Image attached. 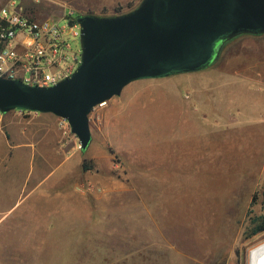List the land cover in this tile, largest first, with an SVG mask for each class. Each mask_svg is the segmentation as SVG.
<instances>
[{"label":"rangeland","instance_id":"374dc122","mask_svg":"<svg viewBox=\"0 0 264 264\" xmlns=\"http://www.w3.org/2000/svg\"><path fill=\"white\" fill-rule=\"evenodd\" d=\"M17 1L35 18L72 7L77 19L127 14L143 0ZM242 35L201 71L129 84L91 113L85 152L71 128L47 116L37 171L46 189L62 199L92 191L89 204L110 208L109 226L81 245L77 264L106 251L118 256L103 264H249L250 250L264 241V233L250 237L252 220L264 215V99L252 96L262 86L251 83L264 82V45L247 46Z\"/></svg>","mask_w":264,"mask_h":264},{"label":"water","instance_id":"95a60500","mask_svg":"<svg viewBox=\"0 0 264 264\" xmlns=\"http://www.w3.org/2000/svg\"><path fill=\"white\" fill-rule=\"evenodd\" d=\"M83 60L50 88L0 78V113L52 114L68 121L85 152L90 115L129 84L194 73L212 65L226 41L264 34V0H143L112 18L80 15Z\"/></svg>","mask_w":264,"mask_h":264},{"label":"crops","instance_id":"0c3cea01","mask_svg":"<svg viewBox=\"0 0 264 264\" xmlns=\"http://www.w3.org/2000/svg\"><path fill=\"white\" fill-rule=\"evenodd\" d=\"M238 40L251 47L264 45V34H246ZM251 83L262 86L252 96L264 99V82L251 79ZM14 113H0V264H77L83 259L81 245L92 241L95 229L109 226L103 214L110 209L108 203L89 204V197L98 195L92 191H75L62 199L60 193L47 190L44 176L37 171L44 164L42 136L45 123L51 120L49 114L15 122L19 112ZM27 132L34 135L33 140L27 138ZM55 133L57 140L59 134ZM114 253H92L87 264L117 259Z\"/></svg>","mask_w":264,"mask_h":264},{"label":"built area","instance_id":"2783aa9c","mask_svg":"<svg viewBox=\"0 0 264 264\" xmlns=\"http://www.w3.org/2000/svg\"><path fill=\"white\" fill-rule=\"evenodd\" d=\"M77 11L63 7L58 17L35 18L28 15L22 2L9 0L0 8V78L18 80L29 86L50 88L71 78L83 60L81 26ZM98 105L93 111L104 107ZM21 114L33 112L17 111ZM62 129L68 121L60 118Z\"/></svg>","mask_w":264,"mask_h":264},{"label":"bare ground","instance_id":"6f19581e","mask_svg":"<svg viewBox=\"0 0 264 264\" xmlns=\"http://www.w3.org/2000/svg\"><path fill=\"white\" fill-rule=\"evenodd\" d=\"M249 264H264V241L250 250Z\"/></svg>","mask_w":264,"mask_h":264},{"label":"trees","instance_id":"16d2710c","mask_svg":"<svg viewBox=\"0 0 264 264\" xmlns=\"http://www.w3.org/2000/svg\"><path fill=\"white\" fill-rule=\"evenodd\" d=\"M250 237L264 233V215L255 217L251 222Z\"/></svg>","mask_w":264,"mask_h":264}]
</instances>
